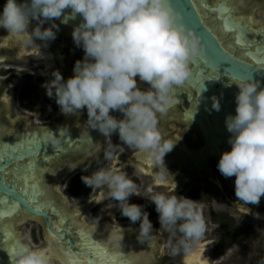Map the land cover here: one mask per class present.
I'll return each mask as SVG.
<instances>
[{
	"label": "flooded vegetation",
	"instance_id": "af4514ba",
	"mask_svg": "<svg viewBox=\"0 0 264 264\" xmlns=\"http://www.w3.org/2000/svg\"><path fill=\"white\" fill-rule=\"evenodd\" d=\"M194 2L206 25L227 52L246 64L264 68V0H214L208 5L211 11H205L201 0ZM5 3L6 0H0V8ZM220 5L227 9V17L224 15L225 10L219 11ZM69 9V17L55 18V23L60 26L59 31L56 38L48 42L37 40L30 44L26 42L28 32L9 33L0 27V63L8 64L0 70L1 76L7 79L0 81V105L6 107V112L0 109V115L8 112L6 116L12 120L8 119L6 124L0 122V154L4 161L6 156L23 154L26 149L32 150L35 144L38 147L43 141L49 151L46 153L40 149L33 156L9 163L2 175L8 183H14L22 194L24 192L15 183L11 171L17 165L26 166L33 157L42 159L50 156L45 161L47 166L42 170L45 173L37 172L42 186L40 191L45 193H39L37 201L35 192L30 197L26 195L34 208L48 216L50 227L44 216L33 215L16 200L2 196L0 201L7 197L8 202L17 204L18 208L4 221H1L0 216V237L6 228H9L10 235L3 244L0 238V264H7L6 260L10 256L6 255H12L9 247L28 244L23 240V232L16 230L17 223L26 224L28 237L33 242H42L40 249L46 251L52 264H66L69 259L72 264H187L188 256L196 253L200 255L201 251L208 260L205 264H264V196L259 204L240 201L235 194V176L225 178L218 170L221 155L231 149L228 143L231 133L225 125L223 103L220 111L212 109V98H209L206 90L202 91L204 85L205 89H209L208 86H225L236 106L235 96L239 88L233 77L221 75L199 56L190 62V77L176 88L177 102L166 113L158 114V127L163 139L173 143L176 141L164 158L169 171L158 165L149 152L123 144L118 131L112 134L111 139L114 144L123 145V152L108 149L107 138L98 129H91L87 124L76 125L75 122L80 119H87L86 108L76 115H64L55 97L47 95L45 87V94L39 101V95L31 88L34 81L32 72L36 74L37 80H42V84L51 81L57 69L67 80L73 74H64V70H73L75 62L84 56L83 48L78 47L72 37L73 29L81 22L82 16L73 15L72 9ZM229 18L230 24L227 23ZM48 23L51 21L45 23L44 27ZM45 54H52V66L46 65ZM31 56L34 57L33 61ZM20 65L32 69V72L26 68L19 70L25 82L15 72ZM138 86L147 88L142 83ZM11 90L13 94L9 93ZM19 95L22 99H33L28 104L30 121L16 125L14 122L18 119L9 112L8 100L9 97ZM112 114L121 118L123 115L118 111ZM53 117L58 120L51 125ZM37 120L39 124L29 128V123ZM54 139L58 143L57 147L52 148ZM20 145H24L23 149L13 152L12 147ZM55 148L57 152H51ZM106 150L113 151L111 160L105 158ZM109 167L127 172L136 184V190L142 195L178 193L204 205L206 231L198 245L187 255L181 253L172 256L167 244L169 233L159 231V214L155 204L143 196L133 194L130 202L144 206L154 227V234L141 242L138 239L139 221L133 224L129 218L121 215L106 187L92 189L82 180L84 175ZM48 178H51L52 183L46 180ZM47 197L53 201L52 206L59 214L51 207L38 206L39 201ZM72 201L76 203L75 206ZM86 214L94 220L93 223L85 220ZM66 221L68 229L64 228ZM53 236L57 239L53 240ZM179 236L177 232L176 237ZM76 237L85 238L90 245L80 246ZM94 248L99 250L93 251Z\"/></svg>",
	"mask_w": 264,
	"mask_h": 264
},
{
	"label": "clouds",
	"instance_id": "9594fccd",
	"mask_svg": "<svg viewBox=\"0 0 264 264\" xmlns=\"http://www.w3.org/2000/svg\"><path fill=\"white\" fill-rule=\"evenodd\" d=\"M66 8L82 16L72 37L84 56L75 62L74 74L67 80L59 69L53 72L54 78L42 85L47 95L55 97L64 115H76L86 108L84 122L107 138L108 149L123 152V145L111 139L118 131L123 144L149 152L168 170L164 158L176 141L163 139L158 114L177 102V86L188 80L190 62L203 53L202 37L183 22L175 0H6L0 27L9 33L28 32L26 42L30 44L48 42L56 38L60 26L55 18ZM233 81L239 88L236 113L225 118L231 149L223 152L217 167L225 178L235 176L240 201L259 204L264 196V87L251 75L233 76ZM141 83L147 88L139 87ZM212 100V109L220 111V99L213 96ZM115 111L122 118L113 115ZM112 157L113 151L106 150L105 158ZM82 180L92 189L106 187L121 215L133 224L139 221L141 242L154 234V227L144 206L131 203L130 197L135 194L154 203L159 231L169 233L172 256L189 254L205 234L204 205L198 200L176 191L175 195H142L127 172L110 167L84 175ZM13 255L14 264H52L47 254L30 243L22 244Z\"/></svg>",
	"mask_w": 264,
	"mask_h": 264
},
{
	"label": "water",
	"instance_id": "95a60500",
	"mask_svg": "<svg viewBox=\"0 0 264 264\" xmlns=\"http://www.w3.org/2000/svg\"><path fill=\"white\" fill-rule=\"evenodd\" d=\"M177 8L183 12V22L187 24L190 28L194 29L202 37L203 44V53L199 56L200 58L206 60L207 65L214 68L221 75L228 76H248L251 75L254 79L261 81V86L264 87V68L253 67L249 64H246L242 60L238 59L231 53L227 52L221 45L220 40L215 36L213 31L206 25L205 21L202 18L201 13L199 12L194 0H175ZM219 11H224L223 5H220L218 8ZM227 23H231V19H227ZM231 28V27H230ZM209 89H205L209 98L216 96L220 99V102L223 103V109L226 116L228 114L235 115V104L233 103L232 98L229 96L228 92L224 87L214 88L208 86ZM209 90V91H208ZM208 108H210L208 104ZM45 143V141H43ZM40 144L38 147H35L30 150L26 149L23 154H12L6 156L4 159V168L13 161H18L27 156H33L38 153L40 149H43L46 153H49L45 144ZM59 151V149H58ZM61 151V150H60ZM51 152L56 153L57 149L51 150ZM5 155V153H4ZM2 196H7L10 199L16 200V202L22 206L25 210L30 212L33 215L44 216L46 221L49 224L48 216L40 209L34 208L31 203L26 199V193H20L14 183H8L3 175H0V199Z\"/></svg>",
	"mask_w": 264,
	"mask_h": 264
},
{
	"label": "bare ground",
	"instance_id": "6f19581e",
	"mask_svg": "<svg viewBox=\"0 0 264 264\" xmlns=\"http://www.w3.org/2000/svg\"><path fill=\"white\" fill-rule=\"evenodd\" d=\"M70 15V9L69 8H66L64 13L61 15V17L63 19L69 17ZM45 61H46V65L47 66H52V61H53V58H52V54H45ZM54 63V62H53ZM62 135V134H61ZM72 138V137H71ZM24 145H20L19 147L15 148V147H12V150L13 152L17 151L18 149H23ZM51 147L54 148V147H57L56 143H52L51 144ZM8 150H6V154H8ZM0 158L3 159V156L2 154H0ZM50 158V156H45L44 158L42 159H38L36 157H33L30 162L25 166L23 164L21 165H17L15 166V168L11 171V173L13 174V178L15 180V183L18 184L20 186V189L21 191L23 192H26V195L28 197H30V194L31 193H36V197H35V200L37 201L38 197L40 194H44L45 192L44 191H40V189L42 188V186L40 185L41 183V180L37 177V172H42V170L44 169V167L47 166V162L45 163V161H47L48 159ZM10 173V172H8ZM45 172L43 171L42 174H44ZM38 178V180H37ZM40 193V194H39ZM1 205H0V216H1V221H4V219L6 217H8V215H12L15 210L18 208L17 204L15 203H9L8 202V198H4L2 199L1 201ZM53 204V201L50 200V198L47 197L46 200H42V201H39L38 203V206H47V207H51L52 210H55V207L52 206ZM57 214L58 213V210L56 211ZM67 224V221L65 222V225H64V228L68 229L69 227L66 226ZM3 228H1L2 230ZM8 230L9 228H6L4 229L3 231V234H1V237L3 240L1 242V244H3L9 237V233H8ZM71 233V232H69ZM77 238V241L79 242V245L80 246H89L90 244L88 243V241L85 240V238H80V237H76ZM19 248V246L17 245H14L13 247H9L8 249L12 251V249H17ZM199 254L196 253L195 255H192V256H188L186 258V262L187 264H195L196 261H200V264H205L208 263V260L206 258V256H203L202 255V251L200 252V255L198 256ZM6 256H12L11 254L9 255H6ZM8 258L6 260V263L7 264H14V260L12 258Z\"/></svg>",
	"mask_w": 264,
	"mask_h": 264
},
{
	"label": "rangeland",
	"instance_id": "374dc122",
	"mask_svg": "<svg viewBox=\"0 0 264 264\" xmlns=\"http://www.w3.org/2000/svg\"><path fill=\"white\" fill-rule=\"evenodd\" d=\"M0 9H3V8H0ZM30 59H32V61L34 60V57L33 56H31L30 57ZM8 64L7 63H0V70H1V68L2 67H6ZM18 69L17 70H15V72L16 73H18V74H20L22 77H23V74L19 71L21 68H26V69H28V70H30V72H32L31 70V68L29 67V66H25V65H20V66H18L17 67ZM64 74H69V75H72V74H74L73 73V70L72 69H70V68H66L65 70H64ZM17 76V75H16ZM32 76H33V79H34V81H32L33 82V84H32V89H33V91H34V93L35 94H38L39 95V97H37L38 98V100L37 101H39V99L42 97V96H44V94H45V88L42 86L43 84H42V80H37L36 79V74L34 73V72H32ZM24 78V77H23ZM4 80H7V79H5V77L3 78L2 76H1V71H0V81H4ZM23 82H25V78H24V81ZM10 94H13V90H11L10 92H9ZM22 94V93H21ZM32 97H27V98H25V99H22V97L19 95V96H17V97H15V98H13V97H9V100H8V109H9V112L11 113V115H12V117H14V118H16V119H18V121L16 120V122H14V124H18V123H23V122H28V121H30L29 120V112H28V109H29V107H30V105H28V104H30V101H32ZM0 109H4V111L6 110V107L5 106H3L2 104L0 105ZM6 112V111H5ZM8 113V112H7ZM7 113H4V114H2V115H0V122L1 123H4V124H6L7 123V121H8V119H10V118H8V116H6L7 115ZM10 116V115H9ZM61 117V115L58 117V118H60ZM11 120V119H10ZM42 120V119H41ZM57 118H55V117H53L50 121V124L51 125H53V124H55L56 122H57ZM12 121V120H11ZM85 120H84V118H82V119H80L78 122H75L76 123V125H78V124H81V125H83V124H86L85 122H84ZM80 122V123H79ZM39 124V120H37V121H31L30 123H29V128H33L34 126H37ZM19 129V128H18ZM48 182H51V178L49 179H46ZM52 183V182H51ZM61 188H63V187H61ZM71 204V203H70ZM74 204H76L74 201H72V205L73 206H75ZM71 208V207H70ZM85 220H87V221H89V222H94V220H92L91 219V217L89 216V214H87V215H85ZM16 227V230H18L19 232L20 231H22L23 232V240L26 242V243H30V245L32 246V247H35V248H38V249H40V248H42V242L41 241H39V242H37V243H35V242H33L32 240H31V238L30 237H28V234H29V229L27 228V226H26V224H16L15 225ZM213 258H216L217 256H212ZM251 259H253V257H251Z\"/></svg>",
	"mask_w": 264,
	"mask_h": 264
},
{
	"label": "snow or ice",
	"instance_id": "6c2138e0",
	"mask_svg": "<svg viewBox=\"0 0 264 264\" xmlns=\"http://www.w3.org/2000/svg\"><path fill=\"white\" fill-rule=\"evenodd\" d=\"M189 2L191 3V0H189ZM213 2H214V0H201V3L205 6V11H211L212 10L210 7H208V5L212 4ZM224 15L226 17L229 15L227 9H225ZM193 63H195V61H193ZM196 71L198 73L199 69H197ZM203 83H204V81H203ZM149 163H150V161H149ZM3 168H4V161H3L2 158H0V175H2ZM55 239H57V237L53 236V240H55ZM14 250L15 249H12V258H13V260H14V255H13ZM98 250L99 249H96V248L93 249V251H98ZM43 252L46 254V251H43ZM66 264H72V260L71 259L67 260ZM112 264H115V262H112ZM195 264H200V261H196Z\"/></svg>",
	"mask_w": 264,
	"mask_h": 264
}]
</instances>
